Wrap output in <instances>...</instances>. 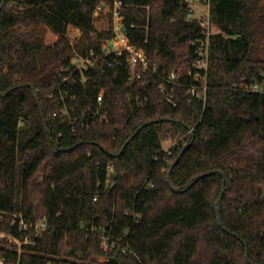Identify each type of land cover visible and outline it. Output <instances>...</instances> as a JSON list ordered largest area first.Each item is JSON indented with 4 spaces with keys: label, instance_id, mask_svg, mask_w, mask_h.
<instances>
[{
    "label": "trees",
    "instance_id": "obj_1",
    "mask_svg": "<svg viewBox=\"0 0 264 264\" xmlns=\"http://www.w3.org/2000/svg\"><path fill=\"white\" fill-rule=\"evenodd\" d=\"M109 1L4 0L0 8V260L93 264L106 228L127 244L125 254L107 253L110 264H264V94L232 86L264 79V59L254 56L264 41V0H206L217 28L206 99L189 100L177 87L173 103L156 75L131 80L129 68L110 59H96L83 82L78 73L61 80L74 49L99 51L109 32L93 27V11ZM186 1L123 0L122 16L130 42L151 64L189 82L193 42L204 34L199 19L187 17ZM68 26L80 30L75 44ZM58 89L76 95L66 98L72 117L99 108L107 119L81 127L53 116L61 104L49 94ZM184 133L187 142L162 147ZM178 155L172 186L203 175L175 192L167 172ZM15 214L48 226L39 235L19 231ZM10 236L34 244L18 255Z\"/></svg>",
    "mask_w": 264,
    "mask_h": 264
},
{
    "label": "built area",
    "instance_id": "obj_2",
    "mask_svg": "<svg viewBox=\"0 0 264 264\" xmlns=\"http://www.w3.org/2000/svg\"><path fill=\"white\" fill-rule=\"evenodd\" d=\"M191 0L186 1L187 17H193V4ZM208 5V3H206ZM126 5L123 0H110L107 3H98L94 7L93 19L103 16L107 21V26L103 31L109 32L108 35L103 38L100 49L95 52L93 49L86 51L81 54L76 49L73 50V54L70 58V64L67 68L62 69L60 78L63 82H68L74 73H78L80 76V82L84 81V71L94 65L96 59H101L107 62L109 59L112 60L116 65H125L129 68V78L134 80L139 78L143 72H149L156 75L159 78L158 89L163 93L164 98L167 102L173 103V95L175 88L182 87L189 96V100L197 99L205 102L206 93L208 90L207 84V68L209 64V39L214 33L213 25L209 20V9L206 14V18L199 19V25L202 28L204 37L199 39L193 44H197V58L192 63L191 68L186 72L187 77L190 78L189 82L181 80V72L171 70L167 72L162 69L159 70L156 63L151 64L149 58L145 54L144 50L136 47L132 44L125 32L123 25L122 10ZM146 8H148L146 6ZM209 8V5H208ZM79 29L68 26L67 34L69 30ZM73 44V43H72ZM66 72V73H65ZM232 86L235 89H239L244 92L264 94V79L261 81H242L239 83H233ZM74 93H70L67 89H58L57 93H50L49 97L54 98L55 102L61 104L59 111H54L53 116L59 115L62 120L73 122L79 120L81 127H89L91 125L100 124L107 119L104 113H101L99 108L94 111L79 114L78 116L72 117L66 104V98L73 100L75 98ZM103 99V93L99 92L96 95V103L101 105ZM189 129L188 132H191ZM110 171L111 169L108 168ZM95 199V198H94ZM17 219V229L20 231L26 227H30L34 232L39 235L48 226L47 221L42 218L34 223L26 224L21 214H15ZM15 223V221H14ZM100 237V248L102 254L97 257V260L93 264H110L107 253L112 252V256L116 257L118 254H125L127 251L126 242L117 243V241L111 236L106 228L99 230ZM12 242L15 251L20 254L24 249L25 244L33 245L29 237H25L23 240H19L14 237H9ZM50 257L46 260L45 264H57V257ZM0 264H6L3 259L0 260ZM8 264H19L18 260L15 263Z\"/></svg>",
    "mask_w": 264,
    "mask_h": 264
},
{
    "label": "rangeland",
    "instance_id": "obj_3",
    "mask_svg": "<svg viewBox=\"0 0 264 264\" xmlns=\"http://www.w3.org/2000/svg\"><path fill=\"white\" fill-rule=\"evenodd\" d=\"M191 4H193V12L192 16L201 19V18H206V14L208 12V5L206 4V0H191ZM107 26V21L106 19L101 15L96 19H93V27L96 30H104L105 27ZM214 29V32L217 31V28L215 26H212ZM67 36L69 37L70 41L75 44L77 39L80 36V30L76 29H71L69 30ZM256 54L254 56H257L261 59H264V41L258 44V47L256 48ZM188 133H184L183 135H179L178 138L174 139H163L161 144L164 149H168L171 145L176 144V141L179 139L181 141L187 142V135Z\"/></svg>",
    "mask_w": 264,
    "mask_h": 264
},
{
    "label": "water",
    "instance_id": "obj_4",
    "mask_svg": "<svg viewBox=\"0 0 264 264\" xmlns=\"http://www.w3.org/2000/svg\"><path fill=\"white\" fill-rule=\"evenodd\" d=\"M3 4H4V0L2 1L1 5H0V8L3 6ZM26 85L29 86V87L31 88L34 97L37 98V96H36V92H35V89H34V87H33V84H32V83H27ZM10 89H12V87L9 88L8 90H10ZM5 93H6V92H0V95L3 96V95H5ZM141 127H142V126H140V127H139V128H138V129H137V130H136V131H135V132H134V133H133V134H132L127 140H126L125 144L128 143V142L132 139V137H133V136L139 131V129H140ZM187 145H188V144H187ZM187 145H185V146L183 147V149L181 150L180 154H181L182 151L186 148ZM180 154H179V155H180ZM179 155L175 158V160H173V162L171 163V166H170V168L168 169V172H167V182H168V184L171 186L172 190L175 191V192H177V191H182L183 189L188 188V187H189L190 185H192V184H193L198 178H200V177L203 175V174H199V175H197V176L194 178V180H193L192 182L186 184L185 188H183V189H180V188H177V187L172 186L171 183H170V179H169V172H170L172 166L176 163V161H177ZM212 172H214V171H212ZM209 173H211V172H209ZM114 175H115V174H114ZM223 192H224V185L222 184L221 192H220V194L218 195V197H217V199H216V202H215V204H216L217 220H218V223H219V224H220V220H219V216H220V202H221V198H222Z\"/></svg>",
    "mask_w": 264,
    "mask_h": 264
}]
</instances>
